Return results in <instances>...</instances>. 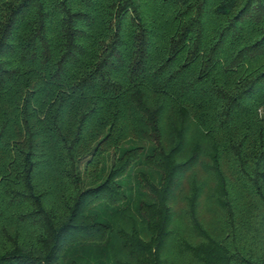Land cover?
I'll return each instance as SVG.
<instances>
[{
  "label": "trees",
  "instance_id": "trees-1",
  "mask_svg": "<svg viewBox=\"0 0 264 264\" xmlns=\"http://www.w3.org/2000/svg\"><path fill=\"white\" fill-rule=\"evenodd\" d=\"M264 0H0V264H264Z\"/></svg>",
  "mask_w": 264,
  "mask_h": 264
},
{
  "label": "crops",
  "instance_id": "crops-1",
  "mask_svg": "<svg viewBox=\"0 0 264 264\" xmlns=\"http://www.w3.org/2000/svg\"><path fill=\"white\" fill-rule=\"evenodd\" d=\"M260 115H261V117L264 119V107H262V108L260 109Z\"/></svg>",
  "mask_w": 264,
  "mask_h": 264
}]
</instances>
